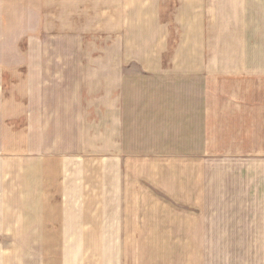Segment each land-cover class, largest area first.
<instances>
[{
	"label": "crops",
	"instance_id": "1",
	"mask_svg": "<svg viewBox=\"0 0 264 264\" xmlns=\"http://www.w3.org/2000/svg\"><path fill=\"white\" fill-rule=\"evenodd\" d=\"M101 2L180 95H0V264H264V0Z\"/></svg>",
	"mask_w": 264,
	"mask_h": 264
},
{
	"label": "rangeland",
	"instance_id": "2",
	"mask_svg": "<svg viewBox=\"0 0 264 264\" xmlns=\"http://www.w3.org/2000/svg\"><path fill=\"white\" fill-rule=\"evenodd\" d=\"M101 1L0 0V95H180L179 53L160 52V63L155 62L159 52L143 51L148 46L138 42L126 9L107 10L108 27ZM112 1L117 0L106 3ZM179 196L174 189L178 215ZM235 215L244 218L243 211L225 218Z\"/></svg>",
	"mask_w": 264,
	"mask_h": 264
}]
</instances>
